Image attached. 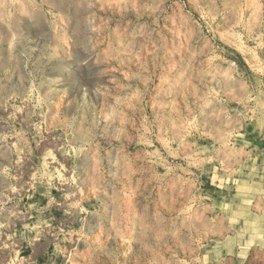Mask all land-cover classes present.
<instances>
[{"label":"rangeland","instance_id":"rangeland-1","mask_svg":"<svg viewBox=\"0 0 264 264\" xmlns=\"http://www.w3.org/2000/svg\"><path fill=\"white\" fill-rule=\"evenodd\" d=\"M0 264H264V0H0Z\"/></svg>","mask_w":264,"mask_h":264}]
</instances>
